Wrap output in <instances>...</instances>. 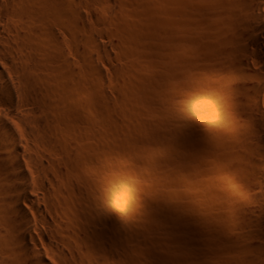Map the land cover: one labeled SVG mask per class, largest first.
<instances>
[{"label": "bare ground", "instance_id": "obj_1", "mask_svg": "<svg viewBox=\"0 0 264 264\" xmlns=\"http://www.w3.org/2000/svg\"><path fill=\"white\" fill-rule=\"evenodd\" d=\"M80 1L0 0V264H128L127 248H117L124 247L123 230L117 229L119 238L110 236L103 222L91 227L95 218L77 193L81 190L68 187L55 167L54 162L64 160L59 149L63 138L52 129L58 112L51 111V99L47 102L39 94V83L47 84L62 60L67 61L69 82H78L76 60L84 54L86 39L79 30ZM216 16L223 27L215 30L220 60L185 68L193 97L176 101L182 107L173 103L184 113L179 120L185 119L179 122L184 165L181 162L178 169L185 176L187 198L193 184L201 185L197 198L202 205L216 202V209L222 210L210 211L211 216L229 221L233 234L228 240L234 246L224 251L230 262L239 252L249 264H264V0H235ZM56 25L66 30L59 46ZM76 112L72 116L78 117ZM69 158L65 161L71 168L82 169ZM194 158L202 161L197 159L204 170L191 187L188 174ZM104 190L99 197L106 200Z\"/></svg>", "mask_w": 264, "mask_h": 264}, {"label": "rangeland", "instance_id": "obj_2", "mask_svg": "<svg viewBox=\"0 0 264 264\" xmlns=\"http://www.w3.org/2000/svg\"><path fill=\"white\" fill-rule=\"evenodd\" d=\"M234 1L81 0L83 21L79 30L86 39L81 43L84 56L75 57L80 66L74 74L76 86L69 82L64 70L67 61L63 60V66L49 74L47 84L39 83L40 96L47 102L51 99V111L58 112L59 117L51 125L63 138L58 151L64 160H55V167L67 178L68 187L81 190L77 193H82L84 205L96 219L89 222L91 227L103 222L110 236H119L117 229L123 230L125 236L120 242L124 247L117 248H127L128 264L247 262V256L239 252L230 262L228 251H224L225 246H234L228 240L233 234L229 221L213 217L222 210L216 209V202L207 207L197 198L202 186L197 185L198 189L193 183L202 174L199 170H204L198 158L200 162L195 158L190 162L188 174L190 186L195 185L194 189L187 185L193 190L192 196L188 199L185 195V176L178 169L184 134L179 122L185 123V119L179 120L184 113L173 105L194 94L185 68L190 71L194 64L219 62L215 30L223 27L216 14L232 7ZM54 30L59 46L65 42L66 30L58 25ZM71 98L77 105L73 106ZM73 110L78 117L72 116ZM71 156L82 169L79 165L74 171L65 161ZM103 190H108L106 200L99 197Z\"/></svg>", "mask_w": 264, "mask_h": 264}]
</instances>
